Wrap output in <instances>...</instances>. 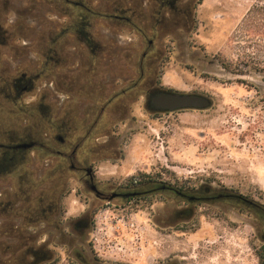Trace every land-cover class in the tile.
Instances as JSON below:
<instances>
[{"label": "rangeland", "instance_id": "1", "mask_svg": "<svg viewBox=\"0 0 264 264\" xmlns=\"http://www.w3.org/2000/svg\"><path fill=\"white\" fill-rule=\"evenodd\" d=\"M8 1L5 26L24 32L2 50L3 69L29 72L40 64L37 32L65 29L69 18L41 1ZM86 2L102 15L93 20L96 56L70 35L60 46L68 63L23 97L25 104L51 103L66 122L59 133L70 146L77 144L71 161L93 164L100 188L108 192H124L127 179L139 172L167 168L185 179L215 178L264 205V0ZM115 4L129 21L111 19ZM176 8L189 16H177ZM139 80L141 92L134 97L128 90ZM159 90L204 95L213 105L155 117L147 94ZM12 107L1 99L0 128L8 127ZM29 159L27 170L35 179L58 161L37 152ZM65 166L52 176L56 182L63 173L69 187L64 217L32 228L39 244L48 243L60 257L58 264H80L73 252L82 243L103 264H259L264 227L254 215L225 210V218L203 216L193 233L174 231L167 226L170 204L131 207L123 199L97 200L70 163ZM17 172L0 177V192L11 190ZM83 215L92 217L93 226L73 237L77 245L54 243L59 232L70 241V223Z\"/></svg>", "mask_w": 264, "mask_h": 264}, {"label": "trees", "instance_id": "2", "mask_svg": "<svg viewBox=\"0 0 264 264\" xmlns=\"http://www.w3.org/2000/svg\"><path fill=\"white\" fill-rule=\"evenodd\" d=\"M37 1L47 3L54 10L61 9L69 18L67 27L60 30L52 26L47 31L37 32L34 49L40 58L38 67L31 68L29 72L19 70L5 73L1 62L2 50L18 37V33L24 31L18 27L9 30L5 26L3 17L8 11L9 1L0 0V101L3 98L13 104L10 126L8 123L7 128H0V177L18 170L12 178L11 190L0 192V218L3 222L0 226V264H58L60 261L59 256L55 258L56 253L48 243L39 244V234L32 228L38 222L50 224L56 218L64 217V198L69 187L63 173L56 182L52 176L65 171V163L71 162L77 144L73 142L70 146V141L60 135L66 122L57 115L51 103L40 100L32 105L25 104L23 97L35 89L44 75L49 77L51 71H58L61 65L68 63L67 57L60 53V46L62 42L66 43L70 35L85 44L91 58L96 56L99 48L93 35V20L102 15L94 12L86 0ZM168 1L171 3L174 0ZM114 8L115 14L111 19L129 21L120 15L125 9L119 4H115ZM159 74L161 84L162 71ZM144 77L142 71L141 78ZM161 92L172 93V90H159L153 95ZM148 107L155 117H159L161 110L150 102ZM26 122L29 126L25 125ZM130 143L131 139H126L123 148L126 149ZM32 152L58 160L39 179H35L32 172L27 170ZM123 187V200L128 206H152L158 201L170 204L172 207L167 215V226L170 229L173 227L171 230L174 231L193 233L203 216L225 218V210L254 215L264 227V205L251 195L224 186L215 178L185 179L163 168L158 172H139L129 177ZM92 226L91 216L74 219L70 223L71 234L78 235L83 230L89 232ZM56 240L58 242L54 243H58V246L72 245L65 239V233L59 232ZM259 264H264V248L259 254Z\"/></svg>", "mask_w": 264, "mask_h": 264}, {"label": "flooded vegetation", "instance_id": "3", "mask_svg": "<svg viewBox=\"0 0 264 264\" xmlns=\"http://www.w3.org/2000/svg\"><path fill=\"white\" fill-rule=\"evenodd\" d=\"M161 1H162V4H163L162 6H166V4L169 2L168 0H161ZM178 1L179 0L170 1L171 2L170 4L178 3ZM174 12H176L177 16L181 15L182 17H185V18L188 17L189 14H190L189 12H181L180 10L178 12L177 8L175 9ZM140 84H141V80H139L137 82H134L133 87L129 88L128 92L133 91V94H134V97H135L137 93L141 92L140 91ZM128 92L124 91L123 94H127ZM131 93H130V95H131ZM161 93H163V92H161ZM147 96H148L147 100L151 103V105L153 107H155L157 110H159L151 101V99H152V97L154 95L149 92L147 94ZM111 103H112V100H111ZM102 112H104V110ZM96 125H97V122L94 123V126H92V130L95 129ZM104 149H103V152H104L105 155L110 156L112 154L111 150H109V148L105 147ZM70 163H71L70 164V168H71L72 172L75 173L76 175L80 176L78 178L80 180V182L83 183V185L85 186L86 190H88L90 192V194H93L97 200L106 201V202L110 203V202H114V201L123 199V190H122L121 187L117 188L115 190H112L111 192H108V191L100 188V182L98 181V178L96 176L95 167L93 166V164H88L87 165L86 164L87 162H85V161L78 162V164L74 163L72 161ZM80 217H82V216H80ZM80 217H78V218H80ZM0 220L2 221L1 218H0ZM1 225H3V222L0 224V226ZM85 233H86V231L83 230L78 235H82L83 236V234H85ZM66 235H68V237H70V242H71V244H73V242H75L73 240V237L75 235L71 234V230H70V232L66 233ZM77 244H78V241L75 242V245H77ZM72 246H74V244ZM88 249L89 248L86 247V245H84L82 243L80 245L79 249L76 250L75 252H73L75 258L79 261V263L80 264H103L96 256H94V257L90 256L91 253L88 251ZM91 252H92V250H91Z\"/></svg>", "mask_w": 264, "mask_h": 264}, {"label": "water", "instance_id": "4", "mask_svg": "<svg viewBox=\"0 0 264 264\" xmlns=\"http://www.w3.org/2000/svg\"><path fill=\"white\" fill-rule=\"evenodd\" d=\"M151 101L159 110L165 112L207 110L213 105L212 100L207 96L179 92L159 93L154 95Z\"/></svg>", "mask_w": 264, "mask_h": 264}]
</instances>
